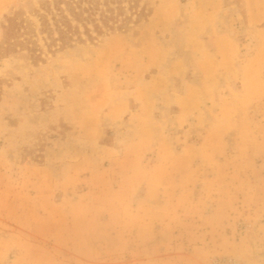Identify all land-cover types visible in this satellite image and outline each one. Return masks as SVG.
<instances>
[{
  "label": "rangeland",
  "instance_id": "1",
  "mask_svg": "<svg viewBox=\"0 0 264 264\" xmlns=\"http://www.w3.org/2000/svg\"><path fill=\"white\" fill-rule=\"evenodd\" d=\"M0 264H264V0H0Z\"/></svg>",
  "mask_w": 264,
  "mask_h": 264
},
{
  "label": "trees",
  "instance_id": "2",
  "mask_svg": "<svg viewBox=\"0 0 264 264\" xmlns=\"http://www.w3.org/2000/svg\"><path fill=\"white\" fill-rule=\"evenodd\" d=\"M94 3V2H93ZM77 4V7H75V5ZM107 3L105 2V5ZM75 8H77L79 11L75 10ZM66 9H67V13L73 17L77 22H81V24H83V27H85V21L87 22H93V30H95L97 33L101 32V27L102 25L103 26H107V17H106V14H105V11L104 9L101 10L99 8V5L98 3L96 2L93 6H90L88 7L87 9H83V8H80V5L79 3L76 1V3L74 4V6L71 5V2L68 1V3H66ZM83 11L85 13H87L88 15L85 14V16L83 15ZM107 12H108V8H107ZM93 13H96L97 14V17H98V21L100 23V25H97L98 23H96V20L94 19V14ZM68 15H65L64 17V20H63V29H60L59 30V35H60V40H64V38L67 39V34L69 33V30L72 29V26H71V22L70 20H68L67 18ZM75 32L76 29H74ZM86 30V29H85ZM65 45V43L63 44Z\"/></svg>",
  "mask_w": 264,
  "mask_h": 264
}]
</instances>
